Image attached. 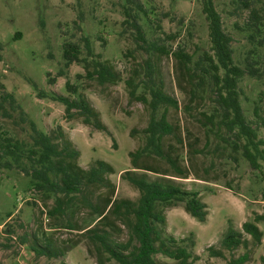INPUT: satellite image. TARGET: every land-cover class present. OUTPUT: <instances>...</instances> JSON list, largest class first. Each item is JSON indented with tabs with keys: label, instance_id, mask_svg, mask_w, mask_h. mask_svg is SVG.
Instances as JSON below:
<instances>
[{
	"label": "rangeland",
	"instance_id": "1",
	"mask_svg": "<svg viewBox=\"0 0 264 264\" xmlns=\"http://www.w3.org/2000/svg\"><path fill=\"white\" fill-rule=\"evenodd\" d=\"M139 1L142 10L137 18L147 39L144 49L138 46L135 30L126 22L128 0H0V81L5 87L0 89V99L8 92L16 101L11 118L0 116V144L12 146L18 142L21 156L19 161L16 156H7L12 167L0 170V264H119L90 235L88 229L101 226L99 214L80 194L68 202L63 213L52 212L55 195L38 187L29 174L37 167L34 160L39 156L31 152L37 151L30 136L31 123L61 145L70 141L79 152L76 160L83 168L94 166L98 160L111 164L114 171L108 177L115 185L113 198L136 200L139 190L122 174L135 170L129 153L146 143L144 129L151 107L131 95L127 80L133 78L140 84L137 94L151 99L141 84L147 57L155 63L157 83L178 101L177 107L162 104L157 117L167 111L176 133L166 137L165 149L178 156L188 174L137 173L172 180L185 190L199 193L208 209L206 220L199 221L186 211L185 202L161 204L166 215V223L159 225L163 234L187 246L196 257L193 264H230L233 256L248 250L250 257L244 264H261L264 220L257 223L263 231L260 244L244 233L250 247L231 252L222 247V240L229 229L243 233L245 221H254L256 213L264 214V158L259 160L261 168H253L243 154L245 138L224 127L203 123L204 112L215 115V121L221 119L212 78L200 67L196 78L190 79L173 55L182 49L197 61L210 52L208 21L201 0ZM214 2L225 31L233 37L235 63L258 70L259 76L246 74L240 79V102L248 123L264 139V0ZM253 9L259 10V21L252 17ZM85 37L119 80L101 84L87 75L82 60L67 62L65 44H75L81 58L85 57ZM156 46L169 53L156 51ZM52 94L85 97L99 112L107 130L85 124L80 115L68 117L66 106L52 99ZM148 161L161 170L169 168L166 160L154 154ZM105 191L93 189L94 203ZM110 226L118 240L128 238L120 220L112 218ZM41 245L52 253H42ZM210 246L222 249L225 256H211ZM155 258L162 264L175 263L162 253Z\"/></svg>",
	"mask_w": 264,
	"mask_h": 264
},
{
	"label": "trees",
	"instance_id": "2",
	"mask_svg": "<svg viewBox=\"0 0 264 264\" xmlns=\"http://www.w3.org/2000/svg\"><path fill=\"white\" fill-rule=\"evenodd\" d=\"M125 7L126 22L136 33L138 46L144 49L147 39L140 25L137 12L142 10L139 0H128ZM202 11L208 21L210 52H205L200 59L194 60L193 56L182 49L173 52L179 63L180 69L187 76L194 80L197 68H204L212 78L214 92L221 109V119L215 121V115L204 116V124L210 126L224 127L228 132L235 133L238 137L245 138L243 144V154L255 169L261 168L260 158H264V139H261L257 130L248 123L240 102L239 81L246 74L259 76L256 67L243 68L235 63L233 56V37L227 33L223 26V20L214 0H201ZM252 17L259 21L261 15L259 10H252ZM86 56L81 58V51L75 44L66 43L64 46V58L67 62L82 60L89 77L95 78L99 83L105 84L116 82L120 76L112 66L102 60L100 53H97L88 37L84 38ZM160 53H169L164 47L154 48ZM192 65V66H191ZM144 74L142 83L151 99L146 95H138L137 88L140 84L133 78L127 80L130 86V93L137 99L148 103L151 107V115L148 126L144 129L146 133V143L141 148L131 151L130 161L135 170H127L122 176L129 180L138 190L139 197L136 200L130 198H113L115 185L109 179L108 173L114 171L111 164L104 160H98L94 166L86 169L77 162L79 152L72 148L70 141L63 142V145L55 141V138L40 131L37 126L31 123V139L33 146L38 153L35 167L29 174L37 180V186L43 190L51 192L56 197V207L53 213H63L68 202L73 200L77 194L99 214V224L92 229H88L93 239L99 241L103 250L109 257L115 259L119 264H162L159 263L155 255L162 253L166 257L175 260L174 264H193L196 257L189 251L187 246L181 245L171 236L163 234L160 224L166 223V215L160 205H174L185 202V209L199 221H205L208 215L206 203L200 198L199 193L190 192L172 180L162 178L151 179L147 173H137V170L155 172L165 176L187 177V168L178 160V156L173 155L165 149V139L168 135L176 133L175 126L169 121L167 111H164L160 118L157 112L162 104L178 106V101L167 94L161 85L156 81V67L154 61L147 57L144 59ZM67 81V86H69ZM4 84L0 81V89H4ZM47 96V95H42ZM51 98L62 102L66 106L68 117L80 115L83 122L92 125L100 130H107L106 125L100 118L99 112L85 98L72 99L66 95L52 94ZM16 108L15 97L11 93H4L0 99V116L11 118L13 110ZM256 107L255 113L259 115ZM264 124V120H263ZM19 143L10 146L0 144V170L11 168L12 163L6 159L7 156H16L19 161ZM152 154L164 159L169 164V168L161 170L148 159ZM171 179V178H170ZM105 188V192L99 194L98 202L94 203L93 189ZM120 220L128 232V238L118 240L111 229V219ZM264 220V214L256 213L254 221H245L242 224L243 233L229 229L222 240V247L229 251L236 250L241 246L248 249L250 239L244 236H251L255 244L263 241V231L257 224ZM110 228V229H108ZM194 244V242H192ZM40 247L42 253L51 252L47 246ZM211 256L224 257L222 249L209 247ZM52 253V252H51ZM249 250L239 257H232L230 264H244L249 260ZM261 264H264V254L261 255Z\"/></svg>",
	"mask_w": 264,
	"mask_h": 264
}]
</instances>
